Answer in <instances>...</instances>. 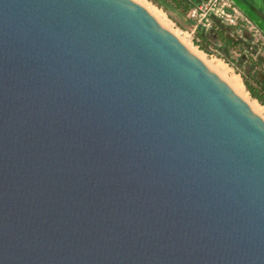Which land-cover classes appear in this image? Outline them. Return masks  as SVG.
<instances>
[{"label": "water", "instance_id": "1", "mask_svg": "<svg viewBox=\"0 0 264 264\" xmlns=\"http://www.w3.org/2000/svg\"><path fill=\"white\" fill-rule=\"evenodd\" d=\"M0 264H264V121L132 0H0Z\"/></svg>", "mask_w": 264, "mask_h": 264}, {"label": "rangeland", "instance_id": "2", "mask_svg": "<svg viewBox=\"0 0 264 264\" xmlns=\"http://www.w3.org/2000/svg\"><path fill=\"white\" fill-rule=\"evenodd\" d=\"M143 2H144L143 4L146 7H149L150 9L155 8L163 12V14L165 15V22L163 25L160 24L159 22L158 23L164 29H166L168 32L174 35L194 56L197 57V55L199 56L200 53V55L203 56V59L207 62L210 61L222 62L228 70L229 73L228 75L239 76L243 84H244L243 76L248 74L250 76L261 75L264 78V66H262L261 68L252 67L249 62L245 61L248 58L256 59L257 57H264V21L258 22L255 19L252 20L248 18L247 20L250 21V27L247 25L244 27L239 25V27L235 28V31L229 32V34L233 36L240 35L242 38L238 37V39L247 41V43H249V46L248 44L244 43L238 46L237 48L230 49L227 51L224 48H222V45L219 42H216V44H214L215 39L212 38L213 44L208 47V52H206L201 50L200 47L198 46L197 43H200V40L199 41L197 40L196 32H194V23L188 19L187 14L182 13L181 14L182 16L176 17L173 13H171L169 9L160 7L159 5L154 3L153 0H143ZM262 13H264V8L262 9ZM236 37L235 39H237ZM241 57L242 59H244L243 61H240ZM220 79H222L226 83L224 78H220ZM245 94L251 100L256 101L251 97V94L247 91L246 87H245ZM257 104L262 109V114L258 115L254 112V110L252 111L264 121V107L260 105L258 102Z\"/></svg>", "mask_w": 264, "mask_h": 264}, {"label": "trees", "instance_id": "3", "mask_svg": "<svg viewBox=\"0 0 264 264\" xmlns=\"http://www.w3.org/2000/svg\"><path fill=\"white\" fill-rule=\"evenodd\" d=\"M199 0H153L154 3L160 7L168 9L169 6L175 10H179L182 13L187 14L191 8V4L197 3ZM168 7V8H167ZM235 31V29H230L222 25H216L211 33L205 34L203 31L199 30L197 32V38L200 40V43H197L201 50L208 52V47L213 44L212 38L215 39L214 44L219 42L222 45V48L225 50H230L237 48L241 44H248L247 41L238 39V36L230 35L229 32ZM235 37L237 39H235ZM242 57L240 61H243ZM246 62H249L252 67H262L264 66V57H257L256 59H246ZM249 76V77H248ZM244 85L247 91L251 94V97L255 99L260 105L264 107V78L263 76H243Z\"/></svg>", "mask_w": 264, "mask_h": 264}, {"label": "built area", "instance_id": "4", "mask_svg": "<svg viewBox=\"0 0 264 264\" xmlns=\"http://www.w3.org/2000/svg\"><path fill=\"white\" fill-rule=\"evenodd\" d=\"M187 17L194 23L196 37L199 30L211 33L218 24L230 29L239 25L250 27V21L244 18L232 0H199L191 4Z\"/></svg>", "mask_w": 264, "mask_h": 264}, {"label": "bare ground", "instance_id": "5", "mask_svg": "<svg viewBox=\"0 0 264 264\" xmlns=\"http://www.w3.org/2000/svg\"><path fill=\"white\" fill-rule=\"evenodd\" d=\"M135 3L143 7L147 12H149L157 22L160 24H164L165 22V15L162 11L149 7H146L143 3V0H133ZM149 6V5H148ZM201 56V57H200ZM196 57V56H195ZM198 59L206 66L208 69H210L214 74L218 75L220 78H224L228 86L233 90V92L243 99L251 108V110H254V112L258 115L262 114V109L257 104L256 101L251 100L248 98L245 94V86L243 82L241 81L240 77L237 75L229 76L227 68L224 66V64L220 61H210L207 62L203 59V56L197 55Z\"/></svg>", "mask_w": 264, "mask_h": 264}, {"label": "crops", "instance_id": "6", "mask_svg": "<svg viewBox=\"0 0 264 264\" xmlns=\"http://www.w3.org/2000/svg\"><path fill=\"white\" fill-rule=\"evenodd\" d=\"M235 6L239 9L241 14L246 19H255L258 22L264 21V13H262V9L264 8V0H232ZM171 13H173L176 17L182 16V12L179 10H175L169 6L168 8ZM262 23V22H261Z\"/></svg>", "mask_w": 264, "mask_h": 264}]
</instances>
